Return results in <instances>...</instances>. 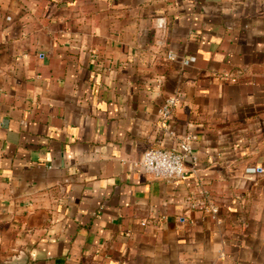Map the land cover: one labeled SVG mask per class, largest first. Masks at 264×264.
Segmentation results:
<instances>
[{
	"label": "crops",
	"instance_id": "crops-1",
	"mask_svg": "<svg viewBox=\"0 0 264 264\" xmlns=\"http://www.w3.org/2000/svg\"><path fill=\"white\" fill-rule=\"evenodd\" d=\"M0 264H264V0H0Z\"/></svg>",
	"mask_w": 264,
	"mask_h": 264
},
{
	"label": "built area",
	"instance_id": "built-area-1",
	"mask_svg": "<svg viewBox=\"0 0 264 264\" xmlns=\"http://www.w3.org/2000/svg\"><path fill=\"white\" fill-rule=\"evenodd\" d=\"M168 59L173 60L172 55ZM179 98H169L161 108V116L165 123L169 122L174 114L175 108L178 105ZM173 135V133H171ZM194 138L187 136L180 143V152L173 153L163 150H150L144 154L143 160L140 164L144 173L153 175L158 179L173 180L183 179L186 175L185 166L187 162H191L193 167L198 163V158L194 152L192 142ZM249 173H256L257 169H249ZM209 195L206 194L205 202L191 203L190 207L194 210L205 211L217 218L219 213L216 207L209 200Z\"/></svg>",
	"mask_w": 264,
	"mask_h": 264
},
{
	"label": "water",
	"instance_id": "water-1",
	"mask_svg": "<svg viewBox=\"0 0 264 264\" xmlns=\"http://www.w3.org/2000/svg\"><path fill=\"white\" fill-rule=\"evenodd\" d=\"M22 258L19 259V263L21 262Z\"/></svg>",
	"mask_w": 264,
	"mask_h": 264
}]
</instances>
